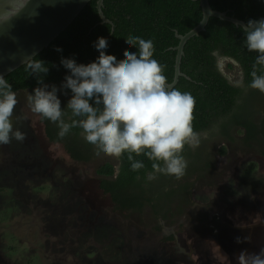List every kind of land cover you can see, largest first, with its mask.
Returning <instances> with one entry per match:
<instances>
[{
	"label": "rangeland",
	"instance_id": "1",
	"mask_svg": "<svg viewBox=\"0 0 264 264\" xmlns=\"http://www.w3.org/2000/svg\"><path fill=\"white\" fill-rule=\"evenodd\" d=\"M220 69L232 83L241 80L234 62L223 60ZM31 92L16 93L12 118L26 139L0 145V264H237L242 250L264 248V158L256 151L221 142L225 154L215 150V168L194 188L192 205L179 216L172 203L174 215L158 234L149 208L125 217L100 194L98 168H117L118 160L103 154L87 163L70 160L27 106ZM184 199L191 196L178 203ZM28 205H39L38 218ZM170 233L176 241L162 242Z\"/></svg>",
	"mask_w": 264,
	"mask_h": 264
},
{
	"label": "trees",
	"instance_id": "2",
	"mask_svg": "<svg viewBox=\"0 0 264 264\" xmlns=\"http://www.w3.org/2000/svg\"><path fill=\"white\" fill-rule=\"evenodd\" d=\"M97 0H91L65 31L34 58L42 60L48 67L47 74L27 73L25 65L7 74L4 78L12 85L13 91H32L38 78L44 85H61L68 70L61 58H72L78 64H88L96 60L99 52L94 48L98 37L108 41L106 54L117 60L123 59L124 50L136 52L134 46L125 43L129 36L150 39L154 45L153 58L164 65V75L169 83L174 79L176 51L179 44L176 35H185L196 27L202 19V10L196 0H103L102 12L111 24L103 23L96 7ZM210 7L226 12L229 17L243 21L264 18V0H209ZM245 33L241 26L210 17L205 29L186 42L183 48L180 70L184 76L174 88L189 92L196 101L194 109V130L207 132V139L195 151L186 147L183 155L188 161L185 175L175 177L158 175L152 181L147 179L152 171L151 162L143 155L134 157L145 164L137 172L131 170L127 154L118 160L115 168L111 163L101 165L97 174L98 188L102 196H107L112 204L111 210L122 216L144 215L149 211L156 221L155 233H162L163 222L173 217V208L179 216L183 209L192 205V193L197 184L211 174L214 166L215 150L224 156L225 144L240 143L242 147L256 151L264 158V94L247 87L251 81L250 73L257 53L248 52L244 46ZM61 51H57V49ZM231 60L238 65L245 87H235L220 69V60ZM227 68H233L230 63ZM258 74L264 68L257 66ZM57 93L64 108L71 91ZM90 103H93L90 101ZM67 112V109H65ZM70 115V113L68 114ZM68 115L64 118L66 122ZM44 135L54 144L62 146L72 161L87 163L92 161L94 146L88 144L80 135L79 128H73L63 139L59 138L56 124L38 115ZM182 183L186 188L182 189ZM210 185H213L210 183ZM182 193V194H181ZM179 202L183 196L189 197ZM180 197V198H179ZM177 203V204H176ZM26 201L20 206L27 212ZM45 205V204H44ZM29 206V205H28ZM40 207H28L29 213L38 218ZM55 232L52 231V234ZM175 233L162 235V242H175Z\"/></svg>",
	"mask_w": 264,
	"mask_h": 264
},
{
	"label": "clouds",
	"instance_id": "3",
	"mask_svg": "<svg viewBox=\"0 0 264 264\" xmlns=\"http://www.w3.org/2000/svg\"><path fill=\"white\" fill-rule=\"evenodd\" d=\"M31 2L0 0V29L24 13ZM243 31L244 46L248 52L257 53L247 87L264 94V71L258 74L257 70V66L264 68V19L249 20ZM125 43L138 51L124 50V58L119 61L104 51L108 47L104 37L94 42L99 55L93 62L78 64L72 58L62 57L60 63L69 74L60 87L52 85L49 90L38 78L42 86L27 94V106L32 113L56 124L61 139L73 128H79L82 138L94 146L97 157L103 154L119 160L127 154L131 170L137 172L144 169L145 164L134 157L143 155L151 162L149 181L157 179L158 175L179 180L188 167L183 155L185 148L195 151L202 139L208 137L207 132L194 130L195 98L168 82L165 66L153 58L152 40L129 35ZM24 65L27 73L48 72L42 60L30 57ZM234 86L245 87L242 79L235 81ZM65 89L71 91V97L62 108L57 92L66 95ZM17 104L12 85L0 75V145H8L13 139L22 143L26 139L24 132L13 127ZM66 115L70 122H66ZM22 119L16 117L17 122ZM248 240L250 238H244ZM236 242L241 243V238L237 237ZM236 259L237 264H264V248L258 252L242 250Z\"/></svg>",
	"mask_w": 264,
	"mask_h": 264
},
{
	"label": "water",
	"instance_id": "4",
	"mask_svg": "<svg viewBox=\"0 0 264 264\" xmlns=\"http://www.w3.org/2000/svg\"><path fill=\"white\" fill-rule=\"evenodd\" d=\"M91 0H32L28 8L10 25L0 29V75L7 74L24 65L28 58H34L48 47L75 20ZM202 10L200 23L185 35H176L179 44L174 65V79L171 86L175 87L179 77L184 76L180 70L183 48L188 40L205 29L210 17L230 22L236 26L245 23L229 17L226 12L215 11L210 7L209 0H196ZM103 0H97L96 7L103 23L111 24L102 12ZM264 18H260L262 20ZM258 21V20H257ZM228 60V59H227ZM231 61V60H230Z\"/></svg>",
	"mask_w": 264,
	"mask_h": 264
}]
</instances>
